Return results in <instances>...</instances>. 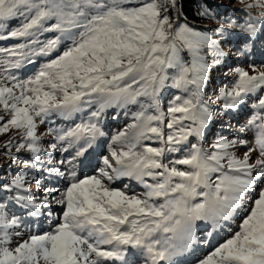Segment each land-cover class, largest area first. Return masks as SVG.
Listing matches in <instances>:
<instances>
[{
  "label": "snow or ice",
  "instance_id": "obj_1",
  "mask_svg": "<svg viewBox=\"0 0 264 264\" xmlns=\"http://www.w3.org/2000/svg\"><path fill=\"white\" fill-rule=\"evenodd\" d=\"M230 2L202 5L201 30L180 0H0V41H16L0 47V264H174L200 244L193 264H264V61L206 93L232 36L238 54L264 40V0ZM113 108L131 122L83 174Z\"/></svg>",
  "mask_w": 264,
  "mask_h": 264
},
{
  "label": "rangeland",
  "instance_id": "obj_2",
  "mask_svg": "<svg viewBox=\"0 0 264 264\" xmlns=\"http://www.w3.org/2000/svg\"><path fill=\"white\" fill-rule=\"evenodd\" d=\"M220 2V15L222 16L226 11V8L231 10L233 7H236L238 5H235L230 2V0L226 1H219ZM12 22H15L14 25L10 24V26H15L19 23L18 20L13 19ZM49 36L53 35L51 33L48 34ZM16 43L15 40H5L0 41V47H7L11 46L12 44ZM226 50H231L232 55L228 58L226 63H222L220 66L213 69L211 72V79L210 83L208 84L206 88V93L208 96H213L214 93L218 92V90L223 87L224 85L230 84L232 80V69L235 66H241V67H247L248 63L255 62L259 64L260 62L264 61V40H257L255 42V46L253 47L251 44L248 45V51L245 54H238L236 52L237 48H243L244 45L240 43V39L236 36V39L233 41H229L224 45ZM182 55H186V53H182ZM40 61L37 62L36 65L28 66L25 69L22 70L19 75L24 78L28 75H31V73L35 70L36 67L39 66ZM175 90H169V92L165 93V103L168 101V99L171 96V93ZM255 103V97H250L246 100L245 107L239 111V112H229L227 115H217L214 117L212 122L209 125L208 131L206 133V136L203 143L207 144L212 142L216 139L217 135L223 133L228 134L230 131H233L235 128L239 127L240 123L245 122V120L251 115L253 108L252 105ZM220 109H222V105L220 106ZM0 115H3V113H0ZM130 116L125 115V110L113 108L108 109L104 115L103 121H102V127L105 132V136L100 138L97 141L96 146L92 150H90V156L88 158V162L86 161L85 164L82 166V173L83 174H94L96 171H98V167L100 165V158L103 155H107V146L110 142L111 136L118 132L119 130H122L128 123H130ZM228 123H231L234 128L228 129L226 125ZM55 127L60 126V122L57 121L55 125H52ZM48 127V125H41V130H45V128ZM11 133L0 135V144H3L6 140H8L9 136H11ZM195 142V141H194ZM99 150H98V149ZM94 150V151H93ZM101 150V151H100ZM243 151V149L241 150ZM102 152V153H100ZM7 159L3 156H0V165H4V169H0V171L6 170L8 172V175L12 174V170L7 168ZM88 165V166H87ZM15 167V165H13ZM124 183H129L131 187L139 192L141 191V188L136 185L134 182L131 181H118L115 186L122 187ZM46 227V224L41 225V228L43 229ZM204 225H201V228L199 230L198 236L203 237L205 235L204 232ZM200 251H195V255H191L189 258L185 259L182 264H193V261L195 259V256H201L204 253H206L209 248L202 244Z\"/></svg>",
  "mask_w": 264,
  "mask_h": 264
},
{
  "label": "trees",
  "instance_id": "obj_3",
  "mask_svg": "<svg viewBox=\"0 0 264 264\" xmlns=\"http://www.w3.org/2000/svg\"><path fill=\"white\" fill-rule=\"evenodd\" d=\"M226 0H180L182 5V19L186 17L188 21L193 22L197 25V27L201 30L205 28H212L215 26V21H209L207 19H202L197 15L198 9L207 3L211 9L220 14V2ZM219 6V7H218ZM226 11L231 14V10L226 9ZM10 24L14 25L15 22H10ZM236 36H232L229 41H234ZM226 63V62H225Z\"/></svg>",
  "mask_w": 264,
  "mask_h": 264
},
{
  "label": "bare ground",
  "instance_id": "obj_4",
  "mask_svg": "<svg viewBox=\"0 0 264 264\" xmlns=\"http://www.w3.org/2000/svg\"><path fill=\"white\" fill-rule=\"evenodd\" d=\"M98 149V148H97ZM99 150V149H98ZM94 151V150H93ZM101 151V150H100ZM100 153H102V152H100ZM88 162V161H87ZM88 166V165H87ZM213 242H215V240L213 241ZM201 245L202 244H200V245H198L197 247H196V249L194 250V253H195V251H200V250H202L201 249ZM193 256V252H186V253H182V254H179V255H177V256H175L174 257V264H182V262L185 260V259H187V258H189L190 256ZM195 255V254H194Z\"/></svg>",
  "mask_w": 264,
  "mask_h": 264
}]
</instances>
